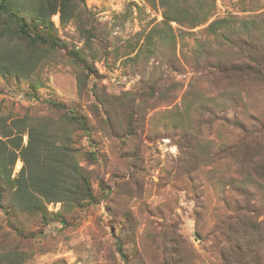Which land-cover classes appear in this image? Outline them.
I'll return each instance as SVG.
<instances>
[{"label": "rangeland", "instance_id": "obj_1", "mask_svg": "<svg viewBox=\"0 0 264 264\" xmlns=\"http://www.w3.org/2000/svg\"><path fill=\"white\" fill-rule=\"evenodd\" d=\"M86 4L92 19L85 33L56 12L53 45L0 40L3 142L13 150L12 140L21 139L14 122L26 114L57 119L74 110L87 129L66 130L96 192L95 202L62 215L60 202L48 203V221L0 207L5 263L264 264V244L249 250L243 236L245 219L264 237V81L213 79L197 49L208 44L214 56L237 60L240 49H224L208 29L223 18L244 37L261 35L264 48V0H215L208 22L172 23L174 44L160 39L156 1ZM253 20L257 27L244 33L243 23ZM23 164L18 157L12 177Z\"/></svg>", "mask_w": 264, "mask_h": 264}, {"label": "trees", "instance_id": "obj_2", "mask_svg": "<svg viewBox=\"0 0 264 264\" xmlns=\"http://www.w3.org/2000/svg\"><path fill=\"white\" fill-rule=\"evenodd\" d=\"M152 1L158 2L163 9L165 28L159 34L160 39L171 44L176 43L177 39L173 22L194 28L208 22L214 15L215 0ZM56 12L60 13L61 23L73 21L79 25L83 33L91 25L92 12L86 0H56L55 5L48 4L45 0H0V40L9 38L21 41L30 48L53 45L56 38L53 33L55 24L51 16ZM257 25L254 20L246 21L242 25L244 33L252 32L251 30ZM208 29L219 39L224 49H240V56L233 62L224 56H214L208 44H198L197 49L204 61L201 67L205 75L213 79L220 77L233 79L241 76L264 81V48L259 40L261 35L246 34L244 37V34L225 18L212 20ZM258 31L262 32L260 26ZM53 105L58 110L67 109L62 103H53ZM66 111L57 119L51 116L26 114L15 121V126H18L21 132V139L16 141L12 138L13 150L9 149L8 143L3 142L0 136V142L5 145L0 148L1 208L6 211L39 214L48 221L50 214L46 207L48 203L60 202L61 210L57 213L62 215L64 212H70L74 208L84 207L96 201V192L90 174L80 164L71 134L66 130V127L75 124L87 129L86 117L77 114L74 110ZM7 133L5 137H15L12 132ZM24 134L28 136L26 144L22 142ZM237 145L233 146L234 155ZM88 155L92 159L95 158L92 152ZM20 156L24 164L17 175L12 177L13 166ZM252 163L258 164L255 161ZM254 168L257 170L259 167ZM233 219L238 221V217ZM236 227L241 230L242 225L238 222ZM249 231L251 234L248 233ZM262 232L263 230L255 222L249 223L244 219L243 236L249 250L254 251L256 241L264 244V237L260 236L263 235ZM254 235H257V238ZM235 247L241 250L239 246ZM119 250L123 254L121 244ZM6 256H8L7 251L0 253V264H6L3 259H6Z\"/></svg>", "mask_w": 264, "mask_h": 264}]
</instances>
